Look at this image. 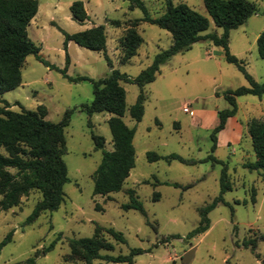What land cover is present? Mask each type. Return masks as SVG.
Instances as JSON below:
<instances>
[{
	"label": "rangeland",
	"instance_id": "rangeland-1",
	"mask_svg": "<svg viewBox=\"0 0 264 264\" xmlns=\"http://www.w3.org/2000/svg\"><path fill=\"white\" fill-rule=\"evenodd\" d=\"M78 1L84 3L89 15L84 25L74 20L71 12ZM142 1L152 18L166 13V0ZM248 1L255 5L256 13L231 31L229 48L232 55L244 62L247 72L264 83V60L259 57L257 44L264 31V0ZM172 2L187 4L212 21L204 0ZM131 4L130 0H39V11L28 33L49 66L36 56H29L22 68V86L1 98L16 112L36 111L44 105L49 112L47 120L53 123H60L68 110L75 109L65 129L67 152L63 160L69 182L60 209L44 212L31 225L25 226V222L42 199L38 191L23 197L19 206L0 214V244L15 230L13 241L0 248V264H26L33 257L37 258L36 264H84L66 259L71 253L69 240L92 237L96 225L113 228L127 240L121 244L103 233L114 245L113 251L103 254L119 256L128 255L133 249H152L137 256L135 264H183V257L192 250L194 257L189 264H263L264 242H259L255 251L243 244L264 234V170L244 167L257 160L250 125L264 118V96L237 98L238 112L228 120L226 129L218 133L213 152L212 134L219 124L218 112L231 109L225 93L249 87L250 83L236 65L226 61L224 49L210 41L195 44L161 67L156 81L145 88L147 101L141 122L134 121L130 113L140 88L121 82L127 93L124 122L136 128V165L121 192L94 195V173L104 151L114 150L108 123L112 115L105 112L90 117L83 112L81 107L94 101L93 85L72 83L61 70L68 67L70 77L98 81L107 78L112 70L134 79L149 68L159 53L171 47L173 37L158 25L142 22L137 30L144 42L138 55L123 64L122 40L131 23L145 18L144 11L132 9ZM113 22H121V27ZM98 26L106 30L107 55L74 42L66 47L65 33L73 35ZM222 33L211 23L205 34ZM93 134L105 138L104 150L96 149ZM149 152L161 156L178 154L190 164L151 163L147 158ZM0 153L6 155L4 149ZM211 155L228 165L232 190L224 195L226 203L209 214V231L189 239L200 223L199 209L211 204L221 193L223 166L207 161ZM132 193L142 202L147 217L122 208L131 201ZM168 237L176 238L162 243ZM54 243V249L45 254ZM95 264L113 263L98 260Z\"/></svg>",
	"mask_w": 264,
	"mask_h": 264
},
{
	"label": "trees",
	"instance_id": "trees-1",
	"mask_svg": "<svg viewBox=\"0 0 264 264\" xmlns=\"http://www.w3.org/2000/svg\"><path fill=\"white\" fill-rule=\"evenodd\" d=\"M131 8H140L145 13V18L131 23L127 35L122 40L124 52L123 64L131 61L138 55V50L144 40L138 33L137 27L142 22L158 25L172 34L173 43L167 50L159 53L153 64L134 79L112 70L111 74L101 80L89 77L73 78L68 75V67L61 72L72 83L90 82L94 87V101L90 105H83L81 110L92 117L94 114L109 113L112 117L109 126L113 136L114 150L104 151L102 162L94 173V195L110 196L122 191L124 184L131 175L136 165V149L134 139L136 128H130L124 117L127 109V93L121 82L133 83L139 86L140 94L136 104L131 108V117L136 122H141L145 114L147 94L145 88L156 81L161 73V67L173 57L189 51L202 41H210L215 46L224 49L226 61L236 65L249 81V87H241L225 93L231 109L218 112L219 124L214 129L212 139L217 148V135L224 131L227 122L238 112L237 98L244 96H264V83L257 82L246 70L244 62L231 54L229 48L230 33L244 25L255 13L256 7L248 0H204V5L222 35L205 34L211 21L208 17L192 9L187 4L175 5L172 0H166V13L160 18H152L142 0H130ZM39 11V0H0V214L19 206L21 199L33 191H38L42 199L35 206L32 214L27 218L26 225L36 222L44 212L58 211L65 202V186L69 182L68 169L63 160L67 152L65 129L71 123L74 110H68L60 123L47 120L48 109L41 105L36 111L23 110L16 112L12 105L1 97L10 91L18 89L23 84L22 68L29 56L34 55L44 64H49L41 58V48L29 37L28 28L36 18ZM74 20L84 25L89 19L85 5L82 1L75 2L71 7ZM121 27V22H113ZM66 47L70 42L78 44L85 49L105 53L107 55V35L104 26L93 27L73 35L65 33ZM258 54L264 60V31L258 39ZM107 57V56H106ZM108 59V57H107ZM68 64L70 59L68 57ZM250 136L257 157L255 162L246 163L245 168L251 171L264 170V118L254 120L250 125ZM97 150L105 149V138L93 134ZM151 163L174 161L190 164L178 154L161 156L155 152L147 153ZM214 164L223 166L221 176V193L211 204L199 209L200 223L188 236L189 239L205 234L209 231L211 223L209 214L222 203H226L224 195L232 190L228 180V165L211 155L208 159ZM15 171L12 172V171ZM179 187L178 184H175ZM126 211L136 210L147 217L142 202L134 193L131 201L124 204ZM147 224L152 226L149 220ZM157 231V228L155 227ZM103 233L110 235L116 242L126 244L125 236L113 228H104L96 225L92 237L70 239L71 253L67 256L69 261H82L84 264H95L96 261H106L113 264H135V258L152 249H133L128 255L112 256L103 254L111 252L114 245L105 239ZM15 230L11 231L0 244V248L13 241ZM176 237H168L162 243ZM259 242H264V234L258 238L245 241L246 249L255 251ZM55 243L47 248L44 253L52 251ZM36 257L29 258L26 264H36ZM264 264V262H263Z\"/></svg>",
	"mask_w": 264,
	"mask_h": 264
},
{
	"label": "water",
	"instance_id": "water-1",
	"mask_svg": "<svg viewBox=\"0 0 264 264\" xmlns=\"http://www.w3.org/2000/svg\"><path fill=\"white\" fill-rule=\"evenodd\" d=\"M194 257V250L190 251L183 257V264H189L191 263L192 259Z\"/></svg>",
	"mask_w": 264,
	"mask_h": 264
},
{
	"label": "crops",
	"instance_id": "crops-1",
	"mask_svg": "<svg viewBox=\"0 0 264 264\" xmlns=\"http://www.w3.org/2000/svg\"><path fill=\"white\" fill-rule=\"evenodd\" d=\"M211 23H213V24H214V21L212 20V21H211Z\"/></svg>",
	"mask_w": 264,
	"mask_h": 264
}]
</instances>
